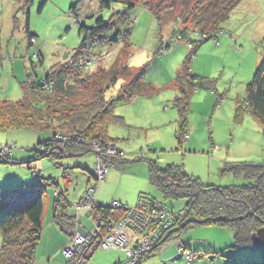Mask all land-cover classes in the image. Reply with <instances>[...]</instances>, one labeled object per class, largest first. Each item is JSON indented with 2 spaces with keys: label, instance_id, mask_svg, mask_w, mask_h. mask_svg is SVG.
<instances>
[{
  "label": "rangeland",
  "instance_id": "obj_1",
  "mask_svg": "<svg viewBox=\"0 0 264 264\" xmlns=\"http://www.w3.org/2000/svg\"><path fill=\"white\" fill-rule=\"evenodd\" d=\"M105 1L107 0H33L26 7V0H0L1 103H18L24 99L22 87L29 83V79H36L31 71L32 64L36 66L37 79L47 75L56 64L65 63L81 65L88 73L97 72L99 68L112 69L117 63L131 71L146 67L144 82L147 89L154 92L148 97H138L134 102L119 103L115 108V118L122 121L114 120L107 133L111 139L116 140L119 151L125 154L123 162L117 167L114 159H110L115 154L110 156L100 152L101 147L95 145L88 146L86 152L90 153L84 156L61 160L46 157L36 161L37 155L31 148L48 142V132L0 129V149H5L0 151V160L9 159V153H13L11 164L0 161V217L11 203L19 205L24 201L21 197L25 196L20 194L28 192V186L34 187L32 195L30 194L34 195L33 198L45 191L47 207L48 204L52 206L56 196L62 201L67 198L72 205H76L81 190L90 180L93 182L90 185L97 184L99 190L95 191L89 185L81 201L91 198L94 204L90 209L93 210L96 202L109 207L113 221L97 217L105 230L93 231L95 245L99 247L86 264H264V250L253 246H237L235 233L229 227L217 224L194 226L180 237L178 232H182L187 222H191L190 219H184L182 224L166 233L156 234L159 225L156 224L155 217L150 219L145 211L139 217L129 216V210H124V206L131 210L136 208L141 195L163 200L150 183V162L157 163L160 168L183 166L186 173L196 177L202 185L217 188L248 184L242 177L223 174L228 166L264 165L262 127L243 110L238 113L240 119H237V103L245 98L247 85L252 82L257 68L264 60V0H244L223 25L218 46L215 45L216 42L209 40L198 49L192 62V73L209 80L212 88L210 91H198L193 96L188 114L190 140L182 146L176 136L180 116L175 105L179 92L174 84L179 68L191 50L186 41H178V35L174 32L183 29L181 24L177 27L180 7L187 1L192 5L193 1L173 0L168 8L174 11L171 12L170 9L168 12V24L164 27L159 26L142 4L130 10L123 0H112L109 8H102ZM117 13L131 18L127 21L128 27L119 28L122 35L119 44L95 47V53L84 55L82 58L85 59L80 64L82 60L73 55L84 40L80 27L84 25L88 29L95 28L98 19L109 23ZM27 17L30 33L36 36L37 42L31 48L26 33ZM125 33L127 38L124 40ZM189 39L198 41L199 38L192 35ZM161 47L166 51L160 52ZM38 52L43 58V65L36 56ZM92 62L93 65L88 68L87 65ZM84 74L87 75L86 72L83 76ZM83 76L82 78L85 77ZM129 78L127 75L123 76L115 87L108 90L106 100L116 98L120 88L131 80ZM43 97L48 101L53 98L49 95ZM63 137H57L56 143H74L70 135ZM37 150L41 151L40 146ZM56 150L64 157V149ZM101 156L105 159L102 160ZM95 172H99L100 177L96 178ZM109 174L113 175L111 184L107 179ZM52 179L59 187L54 186ZM10 193L16 195V198L9 203L6 198L10 197ZM92 193H95L94 196ZM145 204L150 207L146 201ZM172 205L177 210L184 207L183 201ZM159 208L161 212L162 209ZM78 210L81 209L69 208L67 212L73 218ZM153 210L157 209L152 208L149 212L153 213ZM49 212L44 221L34 264H67L61 247L62 239L69 238L67 233L71 235L79 221L89 232L94 229L96 222L94 223L89 213L82 212L77 222L75 218L65 217L64 223L59 226L53 221L52 209ZM58 212L62 215V210L59 209ZM145 214L148 218L146 223L152 222L148 225L149 232L140 231L138 226L140 218L146 217ZM126 216L130 217V221L126 222L127 227H119L118 220H123ZM132 220L138 224L129 226ZM79 234L88 233L76 232L70 243ZM172 235L174 241L170 242L171 248L164 252L166 243L163 242ZM180 238L188 249L178 242ZM114 240L119 249L105 251L101 248L102 244ZM79 243L83 249L85 243ZM177 244H180V254L184 258H178ZM1 246L0 234V251ZM58 246V253L53 254ZM80 247L73 249L70 255L74 264H84L82 258L75 254ZM132 250L134 253L129 259L127 254ZM195 252H200L203 258L194 257L193 261Z\"/></svg>",
  "mask_w": 264,
  "mask_h": 264
},
{
  "label": "trees",
  "instance_id": "obj_2",
  "mask_svg": "<svg viewBox=\"0 0 264 264\" xmlns=\"http://www.w3.org/2000/svg\"><path fill=\"white\" fill-rule=\"evenodd\" d=\"M32 1L26 0V7ZM111 1H105L102 4V8H109ZM192 1V5L190 1H187L186 4H183V7H180L177 27L181 24L183 29L174 32L175 35H178V41H186L191 50L180 66L174 84L179 92V97L175 102L180 116L178 122L180 126L176 136L181 146L188 140V114L193 96L198 91H210L212 88L209 80L195 76L192 73V62L203 43L213 40L216 42L215 45L218 46L219 38L223 33V25L228 22L231 13L244 0ZM123 2L130 10L135 8L136 5H144L154 19L157 20L159 26L164 27L168 24L167 14L171 9L168 8L169 4H173L174 1L123 0ZM172 11L174 10L171 9ZM129 20L131 18H128V16L117 13L109 23H106L103 19H98L95 28L88 29L82 25L80 32L83 34L84 40L80 49L74 52V58L81 59L82 61L79 63L82 64L85 59L82 57L86 54L95 53V47L119 44L122 39L119 28L121 26L128 27L127 21ZM26 33L29 48L36 46V36L30 33L28 17L26 20ZM192 35L197 36L199 38L198 41L190 40L189 38ZM125 37L127 38L126 33L123 37L124 40ZM164 51L166 49L161 47L160 52ZM36 56L39 58L40 64L43 65L41 53L38 52ZM92 65L93 62L87 67L90 68ZM31 71L36 79H29V83L22 87L24 99L18 103L0 102V129H25L48 132L50 134L48 142L31 148L37 155L38 160L36 161L46 157L61 160L84 156L90 153V151L86 152L88 146L95 145L101 146V149L102 147L105 149L106 146L115 147L118 151L117 154L111 156L107 153V155L111 156L110 159H114V163H117L116 167L120 165L125 154L119 151L115 144L116 140L111 139L107 131L114 120L122 121L114 116L117 104L133 101L138 97H143V95L148 97L154 93L147 89L144 82L146 67L131 71L130 68L117 63L112 69L99 68L97 72L88 73L87 70L78 64H56L47 75L45 74L40 79L36 77V66L34 64L31 66ZM84 72L87 73V75L84 74L85 77L83 76ZM126 75L131 80L120 88L116 98L106 100L107 91L115 87L122 77ZM32 80L33 82H31ZM45 95L53 97L52 101L45 100L43 97ZM39 98H43V100ZM237 105V114L241 113L242 110L248 113L264 131V60L257 68L252 82L247 85L245 98L238 102ZM237 117L239 120V114ZM63 135H70L74 143L69 145H64L61 142L56 143V138L63 137ZM38 146H40L41 151L37 150ZM6 148L9 147L7 146ZM56 148L64 149V157L57 153L58 150ZM0 151H5V149H0ZM9 154L11 155V153ZM10 159L11 157L0 161L5 164H11L12 160ZM101 159L103 160L105 157L101 156ZM149 168L150 183L158 190L163 200L141 195L136 208L133 210L126 208L129 212L137 210L138 206L145 204L146 201L150 205L148 207L145 204L147 210L158 206L162 209L164 208L162 213L154 212L151 216L158 220L159 223H156L157 225L166 226L167 230L182 224L181 222L184 219L186 221L187 219L191 220V222H187L182 232H178L180 237L186 230L194 226L217 224L233 229L237 246L255 247L252 236L262 227L264 221V165L234 164L233 166H228L223 170V174L229 173L235 177H242L247 180L248 184L227 188L204 186L196 177L187 174L183 166L170 165L166 168H160L157 163L150 162ZM52 182L55 187H59L53 179ZM92 183L91 181L90 184ZM91 186V189L99 190L97 184ZM27 188L31 191L34 187L28 186ZM11 193L10 197L6 198L9 203L16 198V195H11ZM44 193L45 191L35 197L26 208L6 207L3 210L0 217V234L2 236L0 264L35 263L47 208ZM92 194L94 196L95 193ZM56 197L54 199L55 209L53 217L58 225L64 223L63 218H67L65 214L69 208L81 209L72 218H75L76 222L82 212L89 213L94 223L97 222V217H101V219L106 217L111 222L113 221L109 207L96 203L94 210L86 206L81 208V200L76 205H72L67 198L62 201L61 198ZM179 201H183L184 207L177 210L172 204ZM93 204L92 200L91 206ZM59 209L60 211L62 210V215H60V212L57 213ZM118 221L121 222L122 219ZM96 227L87 233H92ZM80 228L81 224L79 221L75 224V231L78 232ZM157 234H159L158 231ZM174 235L163 242V244L166 243L164 252L171 248L172 244L170 245V242L174 241ZM179 241L182 243L181 238ZM182 244L184 245V243ZM69 245L70 243L65 246L64 252ZM184 247L188 249L185 245ZM178 250V258H184L180 254L179 246ZM199 253H194L193 261L196 257L203 258ZM126 258L128 257L126 256Z\"/></svg>",
  "mask_w": 264,
  "mask_h": 264
},
{
  "label": "built area",
  "instance_id": "obj_3",
  "mask_svg": "<svg viewBox=\"0 0 264 264\" xmlns=\"http://www.w3.org/2000/svg\"><path fill=\"white\" fill-rule=\"evenodd\" d=\"M101 147V146H100ZM100 150V152L102 151V152H104V153H108V154H117V150H116V148L115 147H113V146H106V148L105 149H99ZM97 173H98V175H97ZM95 177L97 178V177H100L99 176V172H95ZM104 177V175L101 177V178H103ZM98 179H100V178H98ZM81 203V208L82 207H84V206H86V207H88L89 209H90V207H91V205H92V199L90 198L89 200H83V201H81L80 202ZM152 208H156L157 210H153L155 213H157V212H159L160 211V208L159 207H152ZM124 209H126V207H124ZM162 209V208H161ZM150 210V209H149ZM149 210L147 211V207H145V204H142L141 206H138V209L137 210H134V211H131V212H127V215H129V216H132V215H137L138 217L139 216H141V214H142V212L143 211H145L146 213H147V215L149 216V218L150 219H153V217L151 216L152 215V213H150L149 212ZM163 210H164V208L161 210V212H159V213H162L163 212ZM153 212V213H154ZM150 213V214H149ZM129 216H126V217H124V219L119 223V227L121 226V225H125V227H127V224H126V222H129L130 221V217ZM145 216H146V214H145ZM144 219H146V220H144ZM147 220H148V218H147V216L146 217H141L140 218V223H139V225L138 226H140V228H139V230L140 231H142V232H149V227H148V225L150 224V223H152L151 221H150V223H146L147 222ZM153 222H156V220H154ZM156 223H158V220H157V222ZM109 224H111V223H109ZM138 223H136L135 221H133L132 220V223H130L129 224V226L130 225H137ZM146 224V225H145ZM96 231L98 230V229H102V230H105L104 228H103V226H102V224H100V220L99 219H97V222H96ZM162 227V228H161ZM161 229V230H160ZM80 231V230H79ZM157 231H158V233L160 234V233H163V232H167L168 230L166 229V226H162V225H159V229L158 230H156V234H157ZM161 231V232H160ZM109 232V231H108ZM93 233V232H92ZM92 233H88V234H85V235H81V234H79V235H77L76 236V238L74 239V241L72 242V243H70V245L68 246V248L65 250V256H66V258H67V260H68V264H71L72 263V261L70 260L71 259V257H70V255H72V250L73 249H75L76 247L77 248H79L80 246H79V242H83V243H85V245H84V248L82 249L81 247V249L80 250H78V251H76L75 252V254H78V256H80L81 258H82V260H83V263L84 264H86L88 261H89V259H90V257L92 256V254H93V252L97 249V247H99L98 245H95V241H94V236L95 235H92ZM146 235V234H145ZM101 236V235H100ZM78 238H79V241H78ZM77 241V242H76ZM109 241V240H108ZM111 243V244H110ZM110 243H104V244H102V246H101V248L102 249H104V250H109V249H119V246L117 245V241H113V242H110ZM157 243V242H156ZM155 243V244H156ZM113 244V245H112ZM115 245V246H114ZM180 244H178V246H179ZM112 246V247H111ZM147 246H149V243H147ZM151 246H153V245H151ZM155 247V246H154ZM179 249H180V247H179ZM77 250V249H76ZM132 253H134V250H132V251H130L128 254H127V256L129 257V259H130V257L132 256ZM180 253H181V250H180ZM128 261H131V260H128ZM72 264H74V263H72ZM132 264H137L136 262L135 263H132Z\"/></svg>",
  "mask_w": 264,
  "mask_h": 264
},
{
  "label": "crops",
  "instance_id": "obj_4",
  "mask_svg": "<svg viewBox=\"0 0 264 264\" xmlns=\"http://www.w3.org/2000/svg\"><path fill=\"white\" fill-rule=\"evenodd\" d=\"M135 100V99H134ZM134 100L132 101V102H134ZM178 127V126H177ZM178 129H179V127L177 128V131H178ZM177 133V132H176ZM190 134H189V131H188V136H189ZM190 137V136H189ZM189 137H188V140L187 141H189L190 139H189ZM178 140V139H177ZM179 142V141H178ZM192 147H194V146H192ZM12 155H13V153L10 155V157H12ZM113 177V175H110L109 174V176H108V182H109V184H111V178ZM115 178V177H114ZM90 183H91V181L90 180H88L87 181V186H85L82 190H81V193H80V199L78 200V201H80L83 197H84V195H85V192H86V190L89 188V185H90ZM24 184V183H23ZM27 184V183H26ZM13 188V187H12ZM11 189V188H10ZM38 190V189H37ZM31 192L32 191H28V192H25V193H23V194H20V195H22V196H25V197H21V199H23L24 201H22L19 205H16V204H13V203H11V205H9L8 207H12V208H19V209H23V208H26L28 205H30V203L35 199V198H33L34 197V195L33 196H31L32 194H31ZM35 193V192H34ZM33 193V194H34ZM31 194V195H30ZM96 197H97V193H96V195H95ZM77 201V202H78ZM97 201V199L95 200V202ZM24 202V204H22ZM97 203V202H96ZM116 203H120V202H116ZM120 204H122V203H120ZM99 205H101V204H99ZM124 205H127V204H124ZM52 207V208H51ZM50 209H52V218H53V221H54V223H56V221L54 220V217H53V213H54V202L52 203V206H50L49 204H48V207L46 208V213H45V218H48V216H49V214L48 213H50L49 212V210ZM70 214V213H69ZM69 219H71L72 217H70L71 216V214L70 215H68V212L65 214ZM72 216H73V214H72ZM57 224V223H56ZM81 224V229H80V231L81 232H88V228L87 227H83V224L82 223H80ZM58 225V224H57ZM60 226V225H59ZM74 228V227H73ZM92 229V228H91ZM90 229V230H91ZM74 230H75V228H74ZM71 231V235L70 234H68L67 233V235H69L68 237L69 238H63L62 239V248L64 249L65 248V246L66 245H68L70 242H71V239L75 236V234H76V231ZM60 246H58V247H56V249H55V251H54V253L53 254H55V253H58V248H59Z\"/></svg>",
  "mask_w": 264,
  "mask_h": 264
},
{
  "label": "water",
  "instance_id": "obj_5",
  "mask_svg": "<svg viewBox=\"0 0 264 264\" xmlns=\"http://www.w3.org/2000/svg\"><path fill=\"white\" fill-rule=\"evenodd\" d=\"M263 226L252 236V241L257 249H264V221Z\"/></svg>",
  "mask_w": 264,
  "mask_h": 264
},
{
  "label": "bare ground",
  "instance_id": "obj_6",
  "mask_svg": "<svg viewBox=\"0 0 264 264\" xmlns=\"http://www.w3.org/2000/svg\"><path fill=\"white\" fill-rule=\"evenodd\" d=\"M79 228V227H78ZM81 229V228H80ZM80 232V231H79ZM169 236V235H168ZM173 236V235H172ZM172 236H170V237H172Z\"/></svg>",
  "mask_w": 264,
  "mask_h": 264
}]
</instances>
